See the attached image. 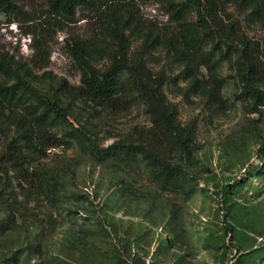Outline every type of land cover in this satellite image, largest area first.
I'll list each match as a JSON object with an SVG mask.
<instances>
[{"label": "rangeland", "instance_id": "obj_1", "mask_svg": "<svg viewBox=\"0 0 264 264\" xmlns=\"http://www.w3.org/2000/svg\"><path fill=\"white\" fill-rule=\"evenodd\" d=\"M174 1L207 54L193 77L167 0L70 17L51 0L0 11L8 84L22 83L19 95L59 141L26 146L18 124L0 140V264H264V105L244 96L241 77L253 59L264 91V23L244 0H227L203 28L188 0ZM83 56L124 84L114 107L74 90Z\"/></svg>", "mask_w": 264, "mask_h": 264}, {"label": "trees", "instance_id": "obj_2", "mask_svg": "<svg viewBox=\"0 0 264 264\" xmlns=\"http://www.w3.org/2000/svg\"><path fill=\"white\" fill-rule=\"evenodd\" d=\"M131 0H51V6L55 11L66 15L73 16L79 8H92L103 3H127ZM170 7L178 16V20L182 26L183 43H177L176 52L181 55L186 65V71L189 77H193L194 61L197 56L202 58L207 55L203 51V39L198 32L192 28L185 19V13L179 9L180 5L174 0H167ZM227 0H188V4L193 6L197 12L198 24L203 27H208V14L212 13L213 6L217 7ZM252 9L253 15L262 23H264V0H244ZM11 5V0H0V11H5ZM249 48V47H248ZM242 51L241 55L248 54L247 49ZM244 58V56H243ZM84 61L87 67H83L82 86L74 89L82 97L88 98L91 101L107 104L114 107L121 94L125 92L124 84L114 71L107 73H100L97 70L91 69L86 62V57L80 58ZM251 62V63H250ZM243 61L247 63V71L241 74L244 83V96L252 99L256 105H264V91L255 87L250 71L254 68L255 63L251 61ZM11 66L4 59H0V140L6 136L13 125L18 124L23 130V139L26 146L33 145V142H38L39 145L46 144L47 147H55L59 144L57 137L53 136L50 129V124L44 115H38L32 105L19 95L17 85H9ZM158 101L157 99H155ZM48 107L57 112L62 111L55 103H47ZM22 110V111H21ZM161 118L164 123L171 130L177 131L171 116L163 110L159 109ZM177 138L179 142L185 146L186 137H182V133L177 131ZM29 148V147H28ZM126 152H136L135 147L126 146L121 147ZM162 169L173 175H178V168L160 160Z\"/></svg>", "mask_w": 264, "mask_h": 264}]
</instances>
